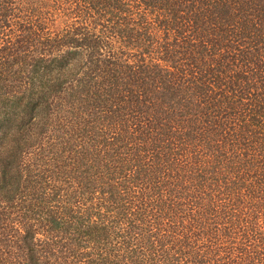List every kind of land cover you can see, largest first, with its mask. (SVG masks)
<instances>
[{
  "label": "trees",
  "instance_id": "1",
  "mask_svg": "<svg viewBox=\"0 0 264 264\" xmlns=\"http://www.w3.org/2000/svg\"><path fill=\"white\" fill-rule=\"evenodd\" d=\"M66 3L105 24L94 34L72 22L52 58L85 50L84 77L56 94L43 59L20 58L43 76L0 96V149L52 142L67 198L35 239L44 230L13 206L22 174L1 160L0 223L15 227L0 233V264L8 253L12 264H264V0ZM4 4L0 40L27 52L32 25ZM47 114L61 130L46 134ZM59 217L78 242L43 241L38 254Z\"/></svg>",
  "mask_w": 264,
  "mask_h": 264
},
{
  "label": "rangeland",
  "instance_id": "2",
  "mask_svg": "<svg viewBox=\"0 0 264 264\" xmlns=\"http://www.w3.org/2000/svg\"><path fill=\"white\" fill-rule=\"evenodd\" d=\"M6 1L7 4H4L5 8L8 9L11 14H18L17 16H20L19 26L23 24L26 26L32 25V30L35 32L33 31V34L28 36V40L30 39V41H26V45H24L27 46L24 48L27 52L24 51L19 55L9 48L8 43L3 44L2 40H0L1 98L4 97V102H9L10 100L8 99H11V96L26 95V89L28 90L32 85L31 83L28 87L30 78L32 77L34 84H36L35 80L37 76L39 78L43 76V73H28L29 69L26 68V65L19 64L21 63L18 61L20 58L28 60L30 56L35 58L37 56L41 57L44 64H47L46 66L51 68L50 75L52 78L54 77L52 80H54V83H60V90L56 94L63 95V89L75 83L77 79L84 77L82 75L86 70L85 67L88 65L86 62L89 59L87 56L88 53L85 50H80V55L72 57V62H66V60L60 62H57V60L53 61L52 58L54 55H58L59 53L61 55L62 52L66 50L64 49L65 46H62L61 43L62 36L73 29L72 22H75L78 27H81L85 22L89 33L97 34L98 31L105 26L104 20L100 18L95 19V23H93L94 19L88 17V15L77 18L72 14L71 5L66 3L67 0ZM13 20L14 19H12L11 22ZM3 31L5 34L8 33V30ZM1 36L2 34H0V38ZM12 54H15L16 57L11 56ZM8 57H10V59H7ZM16 58L17 60H15ZM4 62L5 64H2ZM39 68H41V66L37 69ZM54 105L55 108L62 109L66 104L55 103ZM60 113L63 114L62 112ZM46 118L48 126L46 131L47 135L51 134L50 130L55 127L56 130H61V128H59L62 124L60 120H55V118L50 117L49 114H47ZM54 124L55 126L52 128ZM65 126L66 125H64V127ZM62 133L64 132L59 131L58 135ZM20 142H24V145L17 143V147H15L14 141L8 139L5 145L0 149V162L1 160L4 162L9 161V173L17 171L22 174L21 178L18 179L20 180V185L18 186V195L16 196L13 206H24L23 209H21V214L25 213L27 215V220L32 224L34 229L38 228L44 230L42 233H35V239H43L45 237L44 234H46V228L43 226L47 218L46 216L51 212L59 211L60 207L64 205L67 198L66 190H68V188H66V185L63 183L64 181H62L63 172H52V170L55 169L51 161L52 145H49L52 142H44L40 146L36 141ZM53 142H55V140H53ZM24 189L28 191L24 192ZM53 189H55V196L51 194ZM58 220L61 223L57 225L58 228L56 230L49 233L47 229V240L34 243L38 254L41 255L42 250L44 251L42 254L45 253L43 249L44 242L50 244L49 249L56 247V244L53 242L60 244L72 240L78 242V236L70 233L71 229L75 228V226L73 224H68L62 217H59ZM14 227L15 225L12 224V222L0 223V233L4 230L3 228L13 230ZM66 230L69 231L66 232ZM4 251L6 252L5 249H0V253H4ZM10 251L14 253L16 250L11 248ZM8 254L10 262L5 261L4 264L14 263L13 254ZM47 257L49 258L50 256Z\"/></svg>",
  "mask_w": 264,
  "mask_h": 264
}]
</instances>
